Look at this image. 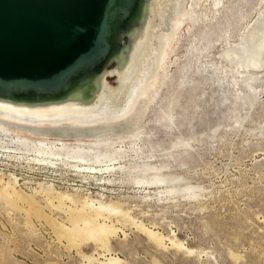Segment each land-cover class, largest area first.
Wrapping results in <instances>:
<instances>
[{"label": "rangeland", "instance_id": "obj_1", "mask_svg": "<svg viewBox=\"0 0 264 264\" xmlns=\"http://www.w3.org/2000/svg\"><path fill=\"white\" fill-rule=\"evenodd\" d=\"M223 3L199 24L202 11L192 15L193 0H185V20L133 104L141 121L106 147V159L87 163L97 172L11 140L59 144L53 137L0 130V264H264V54L247 70L222 56L248 32L258 38L264 0ZM109 82L116 86V76ZM86 198L123 212L107 220L117 232L106 242L71 233Z\"/></svg>", "mask_w": 264, "mask_h": 264}, {"label": "bare ground", "instance_id": "obj_2", "mask_svg": "<svg viewBox=\"0 0 264 264\" xmlns=\"http://www.w3.org/2000/svg\"><path fill=\"white\" fill-rule=\"evenodd\" d=\"M199 1L193 0L192 5V15H197L199 9L202 11L196 22L199 24L212 22L220 9L218 7L222 4L224 6L223 0H211L208 6V0H204L205 9H202ZM198 6L200 8L197 9ZM185 10V0H114L107 21L104 44L106 50L103 54L104 60L110 58L108 64L102 70L81 73L68 80L57 93L45 95L0 92V130L9 132L10 129H17L19 132L46 139L53 137L59 144L44 140L34 141L22 136L13 137L11 140L13 139L15 145L33 151L38 156H68L82 164L76 167L82 173L97 172L93 167L94 163L92 166H87V163L106 159L112 154L106 147H112L119 134H129L131 128L141 121L134 120L135 116H131L133 104L144 97L147 84L165 59L171 34L185 20L182 18L186 14ZM177 13L178 22L173 21L171 25L173 16ZM161 20L165 22L167 30H157V21ZM260 22L258 38L248 32L243 38L244 44L235 50L228 49L222 55L223 58L230 62L237 60L238 66L246 70L259 68L264 54V20ZM164 31L168 34L161 33ZM124 36L128 38L119 39ZM112 75L117 78L116 86L109 82ZM45 122L50 123L51 127H42ZM125 122H132V125L120 130ZM71 138L77 144L68 146L64 141ZM103 147L105 150H101ZM155 180L160 183L168 182L162 177ZM9 185L7 188H10ZM58 199L74 202L65 194H58ZM122 213L111 204H94L93 200L86 198L81 204L80 212L71 215V233L74 236L106 242L111 234L117 232V229L107 224V220L112 215ZM147 231L150 237L164 241L154 231ZM108 261L110 264L119 263L114 258Z\"/></svg>", "mask_w": 264, "mask_h": 264}, {"label": "water", "instance_id": "obj_3", "mask_svg": "<svg viewBox=\"0 0 264 264\" xmlns=\"http://www.w3.org/2000/svg\"><path fill=\"white\" fill-rule=\"evenodd\" d=\"M113 1L0 0V92L53 94L102 70Z\"/></svg>", "mask_w": 264, "mask_h": 264}, {"label": "flooded vegetation", "instance_id": "obj_4", "mask_svg": "<svg viewBox=\"0 0 264 264\" xmlns=\"http://www.w3.org/2000/svg\"><path fill=\"white\" fill-rule=\"evenodd\" d=\"M178 10V9H177ZM174 17V16H173ZM162 24H165L164 21H157V30L161 31V30H167V26L166 24L162 27Z\"/></svg>", "mask_w": 264, "mask_h": 264}]
</instances>
